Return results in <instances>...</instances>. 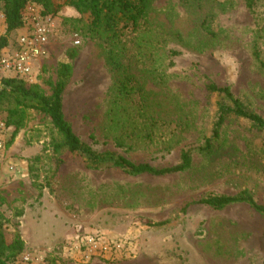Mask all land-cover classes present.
Here are the masks:
<instances>
[{"label": "rangeland", "instance_id": "obj_1", "mask_svg": "<svg viewBox=\"0 0 264 264\" xmlns=\"http://www.w3.org/2000/svg\"><path fill=\"white\" fill-rule=\"evenodd\" d=\"M149 2L138 28L117 40L93 36L90 19L73 8L45 16L49 56L37 82L26 84L50 96L59 66L71 64L64 114L83 143L158 169L179 165L191 151V168L132 176L93 169L77 155L56 171L52 144L59 137L49 118L27 111L13 139L16 129L0 112V226L7 243L20 239L24 247L9 264H264L261 215L246 204L214 210L195 203L248 191L264 205V130L231 115L213 152H198L213 137L218 104H229L210 85L229 88L264 118V70L256 58L264 61V0L254 8L248 0ZM19 30L7 34L0 11V44H13ZM93 234L130 239L133 251L79 262L72 241Z\"/></svg>", "mask_w": 264, "mask_h": 264}, {"label": "trees", "instance_id": "obj_2", "mask_svg": "<svg viewBox=\"0 0 264 264\" xmlns=\"http://www.w3.org/2000/svg\"><path fill=\"white\" fill-rule=\"evenodd\" d=\"M261 1L248 0V7L254 8ZM29 5L40 7L44 17H55L64 8H73L81 16H87L90 19L88 30L93 36H107L106 38L117 40L123 37L125 32L135 31L138 28L148 13L150 2L149 0H0V11L4 14L7 34L23 27L24 11ZM205 28L213 35L208 25ZM7 44V40L2 39L0 49ZM256 58L264 70V61L261 60L259 53L256 54ZM114 60L115 57L110 56L109 63L115 68ZM72 71L71 64L59 66L57 81L51 89L50 96L45 95L40 87L28 86L20 79H7L0 82V112L8 113L7 126H13L16 129L13 139L23 126L27 111L32 110L46 115L59 137L52 144V150L56 156V171L68 157L77 155L87 158L89 166L93 169L114 167L122 169L132 176L144 174L165 176L183 173L191 168L193 162L191 151L182 154L179 165L158 169L149 164H134L128 159L112 153H97L91 146L83 143L64 114L63 97L65 89L70 83ZM209 90L221 95L224 101L229 104H218V120L215 124L213 137L206 141L204 147L198 149L200 154L210 155L213 152V141L219 136L221 127L231 115L247 120L258 130H264V118L246 108L229 88L210 85ZM195 203L209 206L214 210H223L235 204H246L264 219V205L259 204L248 191L236 196H208ZM165 224L167 222L158 223L156 226ZM23 248L20 239L11 242V244L7 243L5 233L0 226V264H9L22 253Z\"/></svg>", "mask_w": 264, "mask_h": 264}, {"label": "built area", "instance_id": "obj_3", "mask_svg": "<svg viewBox=\"0 0 264 264\" xmlns=\"http://www.w3.org/2000/svg\"><path fill=\"white\" fill-rule=\"evenodd\" d=\"M19 31L13 44L0 49V82L20 79L27 84H35L41 63L49 56L51 26L35 7L28 6L24 13V25ZM129 240H110L101 234L87 235L72 241L70 251L83 263H89L94 258L129 257L133 251ZM29 261V258H24L21 264Z\"/></svg>", "mask_w": 264, "mask_h": 264}]
</instances>
